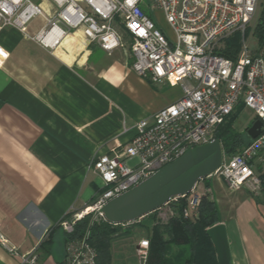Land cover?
Returning <instances> with one entry per match:
<instances>
[{
    "label": "crops",
    "instance_id": "obj_1",
    "mask_svg": "<svg viewBox=\"0 0 264 264\" xmlns=\"http://www.w3.org/2000/svg\"><path fill=\"white\" fill-rule=\"evenodd\" d=\"M42 26L28 25L27 34ZM120 32L123 47L106 52L85 45L77 31L72 36L80 37L83 49L59 57L58 50L71 54L66 44L50 53L20 31L0 30V231L18 254H34L35 264L64 262L67 234L60 222L94 201L100 182L88 168L93 159L129 143L138 122L182 94L178 85L137 76ZM253 164L263 181L256 196L230 191L220 179L199 183L225 227L230 264H264V173ZM131 236L115 238L111 264H136L134 245L145 235ZM0 264L21 259L0 245Z\"/></svg>",
    "mask_w": 264,
    "mask_h": 264
},
{
    "label": "built area",
    "instance_id": "obj_2",
    "mask_svg": "<svg viewBox=\"0 0 264 264\" xmlns=\"http://www.w3.org/2000/svg\"><path fill=\"white\" fill-rule=\"evenodd\" d=\"M47 3L52 8H44ZM260 0H0V30L13 28L53 53L80 31L85 45L97 44L106 52L123 47L121 30L130 44V69L154 84H173L180 98L149 119L138 122L125 145L93 159L89 169L99 180L91 205L67 215L60 227L73 234L78 222L89 218L87 229L66 240L62 264H97L89 244L90 227L106 222L102 208L111 199L148 179L190 148L214 142L216 132L238 105L251 110L262 124L260 135L239 153L222 156L209 177L222 180L230 191L247 190L256 196L262 182L253 170L264 173V43L251 48L244 33L255 19ZM40 17L43 26L33 36L27 26ZM161 19L166 28L160 27ZM240 33L241 46L234 60L219 54V45ZM202 181V180H201ZM197 182L182 199V217L195 222L206 190ZM170 201V202H171ZM169 202V203H170ZM110 224V223H109ZM117 225V224H112ZM0 245L21 264H35L34 254H18L0 231ZM148 240L134 247L136 264H146Z\"/></svg>",
    "mask_w": 264,
    "mask_h": 264
},
{
    "label": "trees",
    "instance_id": "obj_3",
    "mask_svg": "<svg viewBox=\"0 0 264 264\" xmlns=\"http://www.w3.org/2000/svg\"><path fill=\"white\" fill-rule=\"evenodd\" d=\"M254 36L257 45L264 43V11L256 24ZM244 33V37L247 35ZM241 46L240 33L230 36L219 54L227 59L234 60ZM244 106L238 105L232 114L220 125L216 132V139L221 144L223 154L231 156L239 153L250 144L251 140L246 132L256 119L254 116L245 133L235 132L233 125ZM261 182L262 181V177ZM205 185L208 186V181ZM184 202L182 199L171 201L169 208L177 212L180 217H171L166 223L157 222L155 212L147 215L139 222L128 226V230L118 234V229L122 226L112 225L106 222L93 224L90 227L89 244L97 254V264H111L112 243L115 238L122 235H131L134 229L141 228L145 232L148 240V257L146 264H218L216 254L207 235L208 229L219 222L218 210L213 200L209 198V193L201 199L199 214L195 222H190L182 217ZM89 218H85L77 223L73 234L66 235V240L80 237L87 229Z\"/></svg>",
    "mask_w": 264,
    "mask_h": 264
},
{
    "label": "water",
    "instance_id": "obj_4",
    "mask_svg": "<svg viewBox=\"0 0 264 264\" xmlns=\"http://www.w3.org/2000/svg\"><path fill=\"white\" fill-rule=\"evenodd\" d=\"M262 124L255 120L246 134L250 140L260 135ZM223 150L219 141L196 146L158 169L136 187L108 201L102 208L110 224H130L163 208L172 199L190 193L195 184L209 178L221 165ZM218 264H230L225 227L217 224L207 231Z\"/></svg>",
    "mask_w": 264,
    "mask_h": 264
},
{
    "label": "rangeland",
    "instance_id": "obj_5",
    "mask_svg": "<svg viewBox=\"0 0 264 264\" xmlns=\"http://www.w3.org/2000/svg\"><path fill=\"white\" fill-rule=\"evenodd\" d=\"M263 11H264V0H260L258 11H257V14L255 16V19L249 25L247 35L245 37V38H247V43L249 44V46L251 48H254L257 44V39L254 36V31H255V28L257 26L256 24L259 22V19L262 15ZM42 22L43 21L40 17H34L31 20V22L29 23V25H43ZM159 24H160L159 25L160 27L166 28V24L164 23V21L162 19H161V22ZM227 39H225V40H223V42H221V44L219 45V51L224 48L225 42ZM252 119H253V112L247 108H244L239 113L238 118L233 125L234 131L241 133V135H243L245 133L246 127L251 123ZM210 179H212L213 183H215V181L217 180L216 177L208 178L206 180L209 181ZM204 183H205V181H204ZM201 185H202V183H201ZM175 216L177 218L180 217L177 212H173L172 209L169 208V203L166 206H164L163 208H161L155 212V219L157 222H160V223H166L171 217H175ZM127 227L128 226H123V227L119 228L118 234H121L124 231L128 230ZM131 235H132L131 236L132 239L138 240L139 238H141L142 236L145 235V232L141 228H136V229H134V231ZM129 245H131V244H126V247H127L126 250L128 251L127 255L129 254V256H132V253H133L132 249L133 248H132V246H129Z\"/></svg>",
    "mask_w": 264,
    "mask_h": 264
},
{
    "label": "bare ground",
    "instance_id": "obj_6",
    "mask_svg": "<svg viewBox=\"0 0 264 264\" xmlns=\"http://www.w3.org/2000/svg\"><path fill=\"white\" fill-rule=\"evenodd\" d=\"M79 36H72L69 37L65 43L67 45V48L70 51V55H65L64 53H62L61 51H57L56 54L60 57V56H71L74 55L75 53H77L78 50H82L83 49V44L81 43ZM80 44V45H79ZM81 48V49H80Z\"/></svg>",
    "mask_w": 264,
    "mask_h": 264
}]
</instances>
